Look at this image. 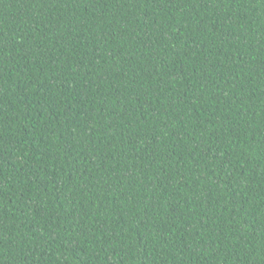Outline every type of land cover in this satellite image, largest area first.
<instances>
[{
	"label": "trees",
	"instance_id": "16d2710c",
	"mask_svg": "<svg viewBox=\"0 0 264 264\" xmlns=\"http://www.w3.org/2000/svg\"><path fill=\"white\" fill-rule=\"evenodd\" d=\"M0 264H264V0H0Z\"/></svg>",
	"mask_w": 264,
	"mask_h": 264
}]
</instances>
